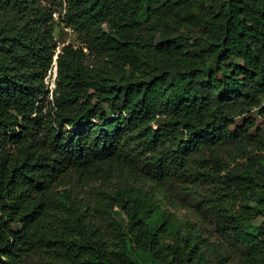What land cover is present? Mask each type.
Returning <instances> with one entry per match:
<instances>
[{
    "label": "trees",
    "instance_id": "trees-1",
    "mask_svg": "<svg viewBox=\"0 0 264 264\" xmlns=\"http://www.w3.org/2000/svg\"><path fill=\"white\" fill-rule=\"evenodd\" d=\"M59 6L50 95L55 12L0 0V264H264V0Z\"/></svg>",
    "mask_w": 264,
    "mask_h": 264
},
{
    "label": "rangeland",
    "instance_id": "rangeland-1",
    "mask_svg": "<svg viewBox=\"0 0 264 264\" xmlns=\"http://www.w3.org/2000/svg\"><path fill=\"white\" fill-rule=\"evenodd\" d=\"M61 0H42V4L47 7H51L52 10L55 12L53 14V21L55 23V28L53 30V36L57 44L56 48V55L61 51V48L64 45L72 44L75 47L82 46L80 43L76 33L71 27L65 26V24L60 20V16L62 14V9L59 6V2ZM61 12V13H60ZM182 36L184 38H187L191 44L199 45L201 43L200 41V33L199 28L194 26L192 23H190L187 18L180 17L178 20H172L170 22V31H169V37H177ZM55 55V56H56ZM54 56V61H55ZM45 82L47 84L48 89L51 91L55 87V64L53 62L52 68L48 72V75L45 78ZM51 96H49V99ZM254 115V114H253ZM257 126L264 130V118L256 116ZM238 123H241V120H238ZM157 199L160 200V204L162 208H167L170 213H174L177 217V223L175 225V228L180 230L181 234L183 236H193L195 234V231L191 230V226H194V228L198 229V232L202 235L203 238L209 239L211 242H217V239L214 237H211L208 231L203 229V227L206 229L209 228L205 223L202 222V220L197 216V214L193 211V202L191 199L182 194L178 193L174 195V197L179 201L180 205L178 207H170L167 206L164 201H161V196L156 195ZM205 230V231H204ZM235 260V256L231 255L229 257V263Z\"/></svg>",
    "mask_w": 264,
    "mask_h": 264
},
{
    "label": "water",
    "instance_id": "water-1",
    "mask_svg": "<svg viewBox=\"0 0 264 264\" xmlns=\"http://www.w3.org/2000/svg\"><path fill=\"white\" fill-rule=\"evenodd\" d=\"M56 60H57V55L55 56V62H54V64H55V78H56V75H57V66H56Z\"/></svg>",
    "mask_w": 264,
    "mask_h": 264
},
{
    "label": "bare ground",
    "instance_id": "bare-ground-1",
    "mask_svg": "<svg viewBox=\"0 0 264 264\" xmlns=\"http://www.w3.org/2000/svg\"><path fill=\"white\" fill-rule=\"evenodd\" d=\"M55 62V61H54Z\"/></svg>",
    "mask_w": 264,
    "mask_h": 264
}]
</instances>
